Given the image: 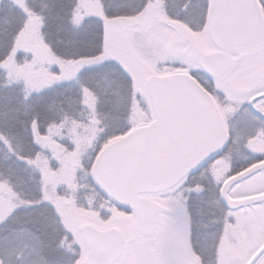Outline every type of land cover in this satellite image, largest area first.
<instances>
[{
  "label": "snow or ice",
  "instance_id": "1",
  "mask_svg": "<svg viewBox=\"0 0 264 264\" xmlns=\"http://www.w3.org/2000/svg\"><path fill=\"white\" fill-rule=\"evenodd\" d=\"M0 264H264V0H0Z\"/></svg>",
  "mask_w": 264,
  "mask_h": 264
}]
</instances>
